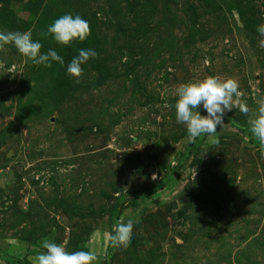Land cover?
Segmentation results:
<instances>
[{"label":"rangeland","instance_id":"obj_1","mask_svg":"<svg viewBox=\"0 0 264 264\" xmlns=\"http://www.w3.org/2000/svg\"><path fill=\"white\" fill-rule=\"evenodd\" d=\"M211 1L0 0V31L31 30L64 59L46 68L0 50V264L29 261L46 238L95 249L99 264H264V158L247 116L226 112L212 145L190 142L165 107L208 75L235 78L250 109L264 94V0ZM68 13L90 24L76 50L41 35ZM81 49L97 56L77 82L67 65ZM125 213L131 242L112 248Z\"/></svg>","mask_w":264,"mask_h":264},{"label":"clouds","instance_id":"obj_2","mask_svg":"<svg viewBox=\"0 0 264 264\" xmlns=\"http://www.w3.org/2000/svg\"><path fill=\"white\" fill-rule=\"evenodd\" d=\"M256 30L261 37L258 46L264 48V24L258 25ZM41 35L51 36L57 44L68 46L76 40L84 41L90 35V24L80 15L73 16L68 13L54 20L47 27L46 33ZM7 45L15 47L19 54L37 66L51 68L53 62L64 64V59L55 50L49 49L46 53H41L42 44L33 40L31 30L0 31V50L5 49ZM96 56L94 50H79L78 55L68 63L67 74L79 82L84 75L82 65ZM3 67L4 62L0 60V68ZM239 88L235 78L208 75L180 84L175 90L174 104L166 103L165 107H174L176 121L184 125L190 142H195L200 136H207L211 138L212 145L220 143L215 134L218 127L225 126L224 114L238 109L247 116L248 130L258 142L261 157L264 158V94H259L255 99L256 108L253 110L243 100V93ZM200 107L205 110L206 115L200 114ZM125 217H130V214L125 213V216L118 218L113 225L109 235V246L112 248H127L131 242L135 220ZM40 247L43 251L28 257L30 264H99L100 261L97 251L92 248L69 252L64 245L47 238L41 242Z\"/></svg>","mask_w":264,"mask_h":264},{"label":"trees","instance_id":"obj_3","mask_svg":"<svg viewBox=\"0 0 264 264\" xmlns=\"http://www.w3.org/2000/svg\"><path fill=\"white\" fill-rule=\"evenodd\" d=\"M206 1H209L208 4H206V5H208V6H214V5L218 6V4H216L215 2H212L211 0H206ZM237 12H238L239 16L245 20V23H246L247 25H249V26L252 27V28H255V27H256V26H255V23H254V20H255V18H254V14H253L251 17H250V16H246L247 12H246V10L243 8L242 4H240V7L238 6ZM66 47H67V48H70L71 50H76V49H78V46L76 45L75 41H74L72 44H70V45H68V46H66ZM103 73H104V72H103V70L101 69V73H100L101 76L103 75ZM204 113H205V110H201L200 114L203 115ZM162 185H163V184H159L158 186H155V187H153V188L147 190V191L145 192V196H148V195H150V194H153V193L156 192L158 189H160ZM189 197H190V199L198 200V195H194L193 193L190 194ZM213 204H214V203H213ZM64 208H65L66 212H72V213H76V212H77V209H76V208H73L72 206H68V205H66ZM118 208H119V202H118V200L116 201V199H115V202L113 203V205H112L111 207H109V209H108L109 214H110L112 217L115 216V215H117V210H118ZM19 264H30V262H29V261H26V260H23V261L19 262ZM102 264H111V263H110L109 260L105 259L104 262H103Z\"/></svg>","mask_w":264,"mask_h":264}]
</instances>
